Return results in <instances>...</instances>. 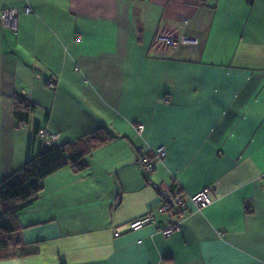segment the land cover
Segmentation results:
<instances>
[{"label": "crops", "instance_id": "0c3cea01", "mask_svg": "<svg viewBox=\"0 0 264 264\" xmlns=\"http://www.w3.org/2000/svg\"><path fill=\"white\" fill-rule=\"evenodd\" d=\"M8 8L0 183L50 149L29 141L41 130L54 147L100 129L115 138L84 171L43 181L13 219L27 252L0 264H264V0H0ZM161 32L198 45H156ZM15 96L34 106L18 147ZM159 147L145 176L138 158ZM156 186L185 202L170 237L157 231L174 219L157 213ZM202 190L211 204L198 209ZM150 212L157 224L114 236Z\"/></svg>", "mask_w": 264, "mask_h": 264}, {"label": "trees", "instance_id": "16d2710c", "mask_svg": "<svg viewBox=\"0 0 264 264\" xmlns=\"http://www.w3.org/2000/svg\"><path fill=\"white\" fill-rule=\"evenodd\" d=\"M33 108V104L15 96L12 114L18 127L28 124ZM38 134L29 138V141L34 142ZM114 138L107 129H100L75 142L51 146L48 151L35 156L28 153L23 168L0 183V259L21 256L27 252L13 219L36 200L43 190V181L64 168H70L74 173L84 171L87 157Z\"/></svg>", "mask_w": 264, "mask_h": 264}, {"label": "built area", "instance_id": "2783aa9c", "mask_svg": "<svg viewBox=\"0 0 264 264\" xmlns=\"http://www.w3.org/2000/svg\"><path fill=\"white\" fill-rule=\"evenodd\" d=\"M31 9H26V13H31ZM18 16L17 9H4L1 12L0 20L1 24L7 28H15L16 19ZM155 44L162 46V47H181L187 45H198V40L189 37L188 35H181L180 37L175 36L172 33L168 32H161L158 34L155 40ZM48 87L50 89H55L56 85L53 82H48ZM142 125L139 124L137 126L138 131H142ZM38 138L43 141L48 146H52L57 136L54 134L49 133L46 130L39 131ZM153 159L147 156V154L142 153L138 158V165L140 169L143 171L145 176H149L154 171V163L153 160H162L166 156V151L164 147H159L152 151ZM262 187L264 190V172L261 178ZM156 189L160 195L161 204L157 210L158 214L167 215L174 220L172 222H168L163 226H159L157 231L164 237H170L176 233L181 231V225L184 219V209H185V202L181 195L173 194L170 191L163 189L159 186H156ZM190 201L196 206L198 209H204L208 205L211 204V198L209 196L208 191L202 190L199 193L195 194L194 196L190 197ZM157 224V220L155 215L150 212L145 216L128 223L125 226L116 228L114 230V236L118 237L124 232L128 231H137L143 227L148 225Z\"/></svg>", "mask_w": 264, "mask_h": 264}, {"label": "rangeland", "instance_id": "374dc122", "mask_svg": "<svg viewBox=\"0 0 264 264\" xmlns=\"http://www.w3.org/2000/svg\"><path fill=\"white\" fill-rule=\"evenodd\" d=\"M27 133V128L24 127H20L18 129H16V140H17V144L16 146L18 147V145L22 144V135L24 136V134ZM21 142V143H20ZM19 143V144H18Z\"/></svg>", "mask_w": 264, "mask_h": 264}, {"label": "water", "instance_id": "95a60500", "mask_svg": "<svg viewBox=\"0 0 264 264\" xmlns=\"http://www.w3.org/2000/svg\"><path fill=\"white\" fill-rule=\"evenodd\" d=\"M0 24H1V20H0Z\"/></svg>", "mask_w": 264, "mask_h": 264}]
</instances>
